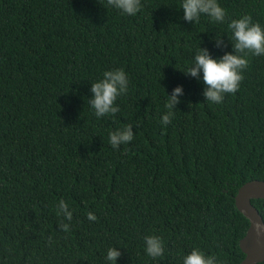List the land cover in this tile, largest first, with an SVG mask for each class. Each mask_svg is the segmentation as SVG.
Returning <instances> with one entry per match:
<instances>
[{"label": "trees", "instance_id": "16d2710c", "mask_svg": "<svg viewBox=\"0 0 264 264\" xmlns=\"http://www.w3.org/2000/svg\"><path fill=\"white\" fill-rule=\"evenodd\" d=\"M179 3L142 0L126 16L104 0H0V264H105L109 246L120 248L116 264H181L193 246L241 263L250 221L235 196L264 180V57L250 58L235 93L208 103L184 70L197 48L231 52L230 33L206 17L184 21ZM220 3L227 18L264 24V0ZM116 67L128 91L120 111L96 118L91 83ZM124 124L133 139L114 150L108 132ZM60 199L73 210L67 231ZM252 203L264 218V198ZM150 232L166 246L155 260L142 248Z\"/></svg>", "mask_w": 264, "mask_h": 264}, {"label": "clouds", "instance_id": "9594fccd", "mask_svg": "<svg viewBox=\"0 0 264 264\" xmlns=\"http://www.w3.org/2000/svg\"><path fill=\"white\" fill-rule=\"evenodd\" d=\"M142 0H104V8L117 10L120 15L136 16L142 9ZM179 10H182L184 21L198 22L206 17L215 24L225 25L230 33L232 51L225 52L220 57L210 55L208 49L197 48L194 58L184 72L197 77L205 85L203 96L210 104H219L226 94L235 93L243 79L244 70L248 67L251 57H264V24L253 19L250 14H242L236 18H227V11L220 0H180ZM219 46L220 41H216ZM129 77L122 67L106 69L98 79L91 83L92 99L90 107L96 118L112 115L120 111L117 98L127 93ZM182 88L178 85L166 96L165 111L161 114L160 124L166 126L174 116L173 106L178 102ZM133 139L130 124H124L115 131L108 132V142L112 149L126 144ZM55 214L62 217L60 226L67 231L73 218V210L69 204L60 199L55 207ZM89 220H95L92 212L87 213ZM143 252L146 256L157 259L163 257L166 251L165 241L160 234L150 232L143 236ZM121 255L120 248L109 246L105 250V264H116ZM181 264H223V261L212 253H206L199 246H193L182 254Z\"/></svg>", "mask_w": 264, "mask_h": 264}, {"label": "water", "instance_id": "95a60500", "mask_svg": "<svg viewBox=\"0 0 264 264\" xmlns=\"http://www.w3.org/2000/svg\"><path fill=\"white\" fill-rule=\"evenodd\" d=\"M253 198H264V180L244 183L235 196L238 209L249 219L246 234L240 239L245 257L240 264H259L264 261V218L252 203Z\"/></svg>", "mask_w": 264, "mask_h": 264}]
</instances>
